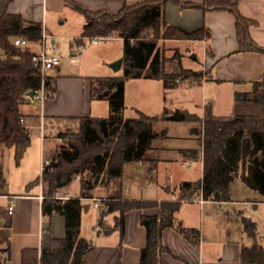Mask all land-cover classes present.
Returning <instances> with one entry per match:
<instances>
[{"label": "trees", "instance_id": "trees-1", "mask_svg": "<svg viewBox=\"0 0 264 264\" xmlns=\"http://www.w3.org/2000/svg\"><path fill=\"white\" fill-rule=\"evenodd\" d=\"M13 0H0V145L14 149L18 162L30 145V137L24 128L19 107L32 101L27 96L41 86L56 90L52 77L42 76L31 61L36 52L33 46L42 37L40 23L29 22L19 15L9 14L7 6ZM73 10L83 15L85 22L81 39L120 38L123 42L122 75L94 77L91 79V99L108 103L107 117H81L78 132L59 133L61 143L53 153L51 170L42 174L48 183L47 193L41 204L43 215L59 214L64 218V236L54 238L49 232L41 236L38 249L22 251L21 264H87L83 256L92 244L80 235L82 198H92V191L99 184L119 180L123 165L143 159L156 134L154 125L159 121H190L197 123L191 133L198 140V147L182 149L181 158L188 161L202 160L200 182H183L184 193L179 200L191 199V193L200 188L201 197L207 201L229 202L230 184L237 178L247 188L264 198V75L252 82L250 97L235 93V100L253 101L259 105L258 115L232 117H199L181 109L164 108L160 115H147L136 111V117L124 118V85L131 79L162 80L165 89L174 88L182 80L199 84L201 71L182 70L165 74L161 70L162 56L158 42L165 39L202 40L209 36L207 29L188 32L167 25L164 10L167 2L181 8L197 7L181 0H149L140 4H126L115 15L107 12H90L74 0H65ZM204 11L225 9L235 16L237 48L234 53L257 52L264 54V47L257 45L249 36V27L255 22L240 15L237 0H203L199 6ZM16 39L25 40L30 47L16 46ZM79 177V196L59 199L57 191ZM98 180L94 182V179ZM104 177L103 180L101 178ZM42 179V180H43ZM40 177L33 184L39 183ZM32 184V183H31ZM100 217L118 212L113 228H105L108 234L114 228L123 236L124 214L130 210L158 206V215H140L139 224L145 229L146 243L139 251V264H166L163 255L171 251L162 243L161 232L175 229L186 240L198 242L199 231L185 228L175 217L179 202H155L122 200L113 194L102 201ZM100 220V224H101ZM243 231L252 238L250 246H241L239 264H264V247L257 242L255 223L242 218ZM10 260V244L0 240V264Z\"/></svg>", "mask_w": 264, "mask_h": 264}, {"label": "crops", "instance_id": "crops-1", "mask_svg": "<svg viewBox=\"0 0 264 264\" xmlns=\"http://www.w3.org/2000/svg\"><path fill=\"white\" fill-rule=\"evenodd\" d=\"M74 1L90 12H107L115 15L126 4H140L149 0ZM181 1L194 4L197 7L181 8L173 2H167L164 10L167 25L188 32L205 28L209 32V36L202 40H160L158 48L162 56L161 70L165 74L180 73L182 70L201 71L203 73L202 82L189 84L187 80H182L174 88L165 89L162 80L131 79L126 81L124 85L125 105H127V98H130L132 101L130 105L140 109L135 111L142 113L144 111L146 114L153 113L152 107H159L158 109H161V111L164 108L175 109L172 107H175L174 105L178 102L179 96H182L179 90L188 86L190 90L198 88L202 97H205L201 106L204 119L208 117H226L215 111V104L224 94L227 101L232 100L235 93H245L248 98L250 97L252 82L260 80L264 75V54L257 52L234 53L237 48L235 16L229 10L204 11L199 7L203 4V0ZM69 8L71 7L67 5L65 0H13L7 6V11L9 14L21 16L26 21L40 23L43 27V33L51 38L53 35L50 29H54L53 20L55 18L62 19L63 14ZM237 9L240 15L255 22L254 25L249 27V36L257 45L264 47V0H237ZM84 22L85 19L82 15V21H79L81 26L72 31L73 35L66 37L74 41L81 39ZM64 23L61 21L59 24ZM101 39L121 40L120 38H96L91 43H96ZM51 43L53 44L54 40H51ZM70 45L74 46L75 44L73 42ZM76 46V50L79 51L80 45L76 44ZM181 51H184V53ZM102 57L105 66V61H114L119 56L106 58V55H104ZM185 57L200 62V70H195L191 66H184L182 61ZM105 68L110 67L105 66ZM119 70H122V68ZM103 73H105L104 76L97 77H110L108 69H104ZM47 76L55 80L56 90L54 94L42 103L29 101L19 107L29 137H31L30 129L32 127L38 130L36 126L41 117L57 120L58 118L78 119L90 116H108L107 101V110L105 109L107 116L93 114L96 106L95 99H91L90 88L91 79L94 77L85 76L80 72L71 76V78L80 79H60L61 76L65 77L64 75ZM181 110H184V108ZM193 115L197 116L194 113ZM235 115L242 114L232 116ZM166 123L172 122L167 121ZM192 127L189 135L194 137L191 133ZM166 131L158 132L154 128L156 136L142 160L125 163L119 180H110L107 184H99L92 191V198L81 199L83 209L80 215V235L92 244L90 250L83 256L87 264H139V251L146 243V232L139 224V217L142 214L158 215L160 213L158 206L130 210L124 214L122 237L117 228L105 234L103 233L105 228L114 227L118 212L109 213L101 218L100 213L103 204L101 203L96 208L92 199L108 198L113 194H118L122 200L155 202L157 204L166 201H178L179 207L175 217L181 221L185 228L197 229L199 240L196 243L188 241L175 229L165 228L161 232V241L171 251V254H164L163 258L166 264H207L203 256V238L200 242V234L203 237L204 219L213 218L212 215L219 203L204 200L201 197L200 188L192 193L191 190L185 192V194L191 195V199L179 200L180 196L184 194L180 189L183 182L196 183L201 181L203 163L201 159L193 162L182 159L179 153L180 150L195 147L178 141L166 142V139L169 138ZM76 182L75 185L70 186L67 184L60 188L55 197L59 199L78 197L79 184L78 181ZM236 182H240L239 185H235ZM99 186L102 192L98 191ZM237 186L243 191L244 196H242V199L236 198L234 190ZM229 190L231 200L228 205H244L246 203L252 205L253 209H257L261 203H264L262 196L247 188L237 178L232 181ZM44 197L42 188L39 191L29 190L24 193L0 192V240L6 239L10 244V260L6 264H21L22 251L27 248L38 249L44 232H49L54 238L64 236L63 216L59 214L51 216L42 214L41 204ZM90 203L97 209L92 218L93 222H97L94 226L96 236L86 232L84 223L83 211L88 208ZM9 205L13 206L11 214H8ZM223 212L227 213L228 210ZM97 226H100L101 230H97ZM209 264L212 263L209 262Z\"/></svg>", "mask_w": 264, "mask_h": 264}, {"label": "rangeland", "instance_id": "rangeland-1", "mask_svg": "<svg viewBox=\"0 0 264 264\" xmlns=\"http://www.w3.org/2000/svg\"><path fill=\"white\" fill-rule=\"evenodd\" d=\"M80 20L82 21V15L71 8L63 14L62 19L58 20V18H55L53 20L54 29H50L53 37L45 40V51L47 55L59 58V64L46 69L45 74L49 76H65H61L62 78L59 77L60 79H80L71 78V76L74 74L77 75L78 72L89 77L104 76L105 73H103V70L108 69V74L110 76H121L122 70L114 72L111 68H105V66L109 67L107 65L122 58L123 42L118 39H101L96 43H91L90 39H83V43L79 46V51H77L74 40H70L66 36L73 35L72 31L81 26L79 23ZM61 21L65 23L60 25L59 23ZM51 40H54L53 44ZM73 42L75 45L71 46L70 44ZM33 49L36 52L39 50L35 46H33ZM181 52L184 53V51ZM104 55H106V58L112 56L119 57L111 62L105 61L104 66V61H102V56ZM189 55L191 57V53ZM71 56L76 58L75 62L69 61ZM190 57L183 58L182 64L184 66H191L195 70H200V62L198 63ZM81 64H85V66H79ZM179 91L182 93V96H179L178 102L174 105L175 107L172 108H184L186 112L190 114L194 113L199 116V118L204 119L201 106L205 97H202L200 90L198 88L190 90V88L186 86L182 87ZM235 101V97L227 101L224 94L217 101L214 109L218 114L226 117L234 114L251 116L259 114V105L255 104V102L249 101L244 103L240 101V103H238ZM131 102V99L127 98V105H125L123 114L125 118L136 117L135 110H140L139 108L132 107L130 105ZM94 103L96 109L93 114L97 116H107V113H105L107 110L106 101L95 99ZM156 108L157 107H152L154 110L153 113L147 114L160 115L162 113L161 109H158L159 107ZM143 113L146 114L144 111ZM170 122L172 123L159 121L154 125L155 130L158 132L167 130L166 132L169 138L166 139V142L178 141L179 143L188 146L191 145L195 148L198 146L196 136L193 137L189 135L190 128L192 126L196 127L197 123H192L190 121ZM41 126H44L45 129L41 130ZM36 127L38 130H35V127L30 129L31 145L20 161L17 162L15 160L14 149L12 147L6 148L0 145V192L24 193L29 190L39 191V189L42 188L45 195L47 193L48 183L43 177L40 178L39 183L33 184L34 180L41 175L40 167L43 157L47 156L50 152L53 156L54 151L58 150L60 145L57 139V137H59V132L74 133L79 131V120L65 118H58L55 120L54 118L43 119L41 117ZM54 148L55 150L52 151ZM75 183L77 182L73 180L69 185H75ZM238 183L240 182H236L235 185H239ZM97 189L99 192H102L100 186ZM234 191L236 198L242 199L244 194L241 188L237 186ZM101 199L105 198L103 197ZM226 207L228 210L227 213H224L219 206H216L215 213L212 215L213 218L204 219L203 237L200 234V242H202L203 238V256L207 264H209V262L212 264H236V261L238 264L240 247L250 246L252 243V238L243 231L242 218H246L255 223L257 233L256 240L264 247V203H261L257 209H253L250 204H227ZM96 212L97 209H95L91 203L88 208L83 211L86 232L93 236L97 235L94 230V226L97 222H93L92 219Z\"/></svg>", "mask_w": 264, "mask_h": 264}, {"label": "built area", "instance_id": "built-area-1", "mask_svg": "<svg viewBox=\"0 0 264 264\" xmlns=\"http://www.w3.org/2000/svg\"><path fill=\"white\" fill-rule=\"evenodd\" d=\"M48 38L47 35H45L44 33H42V37L40 39V41L38 43H36L34 46H36L39 50L37 52H35L32 56H31V61L33 62V64L35 66H37L40 70L41 75L44 77L46 76L45 71L48 68H51L53 66H56L59 64V58H57L56 56H49L46 54L45 51V40ZM96 40V38H90V41L94 42ZM14 44L16 46H21V47H30L31 44L26 42L25 40H21V39H16L14 41ZM70 62H75L76 58L71 56L69 58ZM33 96H32V101L36 102V103H42L44 100H46L47 98H49L52 95V92L50 89L45 88L44 87V81H41V86L35 90L32 91ZM24 128L26 129V127L24 126ZM44 129V126H41V130ZM27 130V129H26ZM58 142L61 143V137H57ZM52 162H54L52 153L50 152L47 156L43 157L42 163H41V175L40 178L42 177V174L45 171H50L51 170V164ZM75 181H79V177H75L74 179ZM94 201V207L98 208L101 204V202L104 199L101 198H97V199H92ZM219 203V208L222 211H226L227 207L226 205L228 204V202H218ZM246 204V203H245ZM222 205V206H220ZM13 210V206L9 205L8 207V214H11ZM97 230H101L100 226L96 227Z\"/></svg>", "mask_w": 264, "mask_h": 264}, {"label": "water", "instance_id": "water-1", "mask_svg": "<svg viewBox=\"0 0 264 264\" xmlns=\"http://www.w3.org/2000/svg\"><path fill=\"white\" fill-rule=\"evenodd\" d=\"M121 65H122V58H120V59L114 61L113 63H111V64L109 65V67H110L113 71H118V70L121 68ZM27 96L30 97V98H32V96H33L32 91H29V92L27 93ZM103 179H104V177L101 178V180H103ZM97 180H98V177H96V178L94 179V182H96Z\"/></svg>", "mask_w": 264, "mask_h": 264}]
</instances>
